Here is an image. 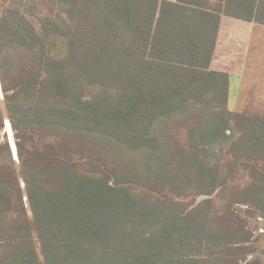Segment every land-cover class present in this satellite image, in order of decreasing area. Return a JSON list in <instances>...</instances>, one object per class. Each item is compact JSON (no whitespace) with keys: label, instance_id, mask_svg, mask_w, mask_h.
<instances>
[{"label":"trees","instance_id":"16d2710c","mask_svg":"<svg viewBox=\"0 0 264 264\" xmlns=\"http://www.w3.org/2000/svg\"><path fill=\"white\" fill-rule=\"evenodd\" d=\"M222 16L264 26V0H0V128L19 160L0 142V264L252 254L232 209L264 219V116L228 110L210 66ZM52 134L95 160L29 150Z\"/></svg>","mask_w":264,"mask_h":264},{"label":"crops","instance_id":"0c3cea01","mask_svg":"<svg viewBox=\"0 0 264 264\" xmlns=\"http://www.w3.org/2000/svg\"><path fill=\"white\" fill-rule=\"evenodd\" d=\"M247 54L254 55L250 66V74H247ZM210 66L212 70L224 72L228 75L227 107L229 111L264 116V111L260 112V109H264L263 25L222 16ZM246 76H249L248 83L251 86L256 85L258 87L257 91L261 92L254 91L260 103H256L255 100L252 103L249 101L246 103V100L243 101L241 95ZM245 107H249L250 111H244Z\"/></svg>","mask_w":264,"mask_h":264},{"label":"rangeland","instance_id":"374dc122","mask_svg":"<svg viewBox=\"0 0 264 264\" xmlns=\"http://www.w3.org/2000/svg\"><path fill=\"white\" fill-rule=\"evenodd\" d=\"M254 55L247 54L246 56V65H247V74H250V66L253 62ZM249 76H246L245 85L242 90V99L243 101L246 100L249 102H253L255 100L256 103L259 102V98H256L254 91H257V86H251L249 83ZM258 92V91H257ZM261 93V92H258ZM0 98H2V94L0 93ZM246 98V99H245ZM248 102V103H249ZM261 105V104H260ZM244 111H248L249 107H245ZM250 111V110H249ZM264 109H260V112H263ZM253 112V111H251ZM169 135L180 144H183L186 139L185 130L183 126H178L176 128H171L169 130ZM33 142L29 143L28 148L29 150L32 147H36L39 150L41 149H53L57 153L66 157L70 160H80L82 158H87V160L92 159L95 160V156L91 154V151L88 150L86 147H82L77 143L69 140L68 138L61 137V135H36L33 137ZM0 142L7 143L12 157L15 161L17 168L19 167V160L17 156V147H16V138L15 133L11 128V125L7 118L3 119V125L0 128ZM53 146V147H52ZM50 147V148H49ZM28 154H24V158L26 159ZM105 163L104 160H101V164ZM100 164V163H99ZM245 181V180H244ZM160 196H164L167 198H171V194L165 192ZM173 198V197H172ZM202 199L197 198L196 203L200 202ZM185 203L191 202V198H184L183 200ZM232 212L236 216V220L241 222L243 228L248 232L249 242L245 244L246 247H249L252 254L246 257V260L242 264H249L256 262L257 264H264V219L260 218L254 211L253 208L245 205L235 206L232 209Z\"/></svg>","mask_w":264,"mask_h":264},{"label":"water","instance_id":"95a60500","mask_svg":"<svg viewBox=\"0 0 264 264\" xmlns=\"http://www.w3.org/2000/svg\"><path fill=\"white\" fill-rule=\"evenodd\" d=\"M0 93H1V89H0Z\"/></svg>","mask_w":264,"mask_h":264}]
</instances>
